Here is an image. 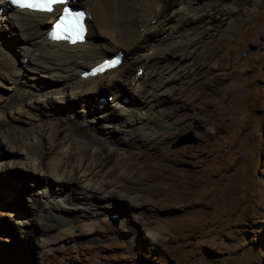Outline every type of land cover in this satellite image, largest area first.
Returning a JSON list of instances; mask_svg holds the SVG:
<instances>
[{
	"label": "rangeland",
	"instance_id": "rangeland-1",
	"mask_svg": "<svg viewBox=\"0 0 264 264\" xmlns=\"http://www.w3.org/2000/svg\"><path fill=\"white\" fill-rule=\"evenodd\" d=\"M173 1L177 7L183 2ZM238 1L245 14L231 37L228 7L218 0L203 5L207 20L198 26L201 36L185 52L190 59L173 74L156 111L147 108L146 95L130 80L69 104L81 119L97 117L91 126L103 143L118 144L136 177L128 185L139 192L137 211L117 193L108 201L75 200L73 183L49 182L22 164L10 169L0 148V264H264V0ZM4 25L0 59L12 57L27 71L18 34ZM164 32L171 31H160L143 45L161 41ZM181 35L182 41L189 39ZM214 59L219 63L212 70ZM2 83L0 127L31 131L12 105V85ZM41 83L35 85L43 90ZM138 108H147L144 116L154 120L164 116L149 131H158L157 140L141 149L125 143L139 130L131 129L121 112ZM127 164L113 162L100 170L119 180ZM85 224L93 228L84 229Z\"/></svg>",
	"mask_w": 264,
	"mask_h": 264
},
{
	"label": "bare ground",
	"instance_id": "bare-ground-1",
	"mask_svg": "<svg viewBox=\"0 0 264 264\" xmlns=\"http://www.w3.org/2000/svg\"><path fill=\"white\" fill-rule=\"evenodd\" d=\"M209 1L183 0L182 5L177 7L173 0H68L66 5L84 11L87 25L85 39L81 43L71 45L49 40V32L63 14L66 5L56 7L53 12L43 13L21 10L5 5L4 0H0V26L5 24L6 29H15L18 34L16 41L22 51L20 59L27 68L26 71L19 67L12 57L8 60L1 58L0 84L7 81L12 85L10 89L16 92L14 100L11 98L12 105L16 107L18 118L20 116L22 119H28L32 127L31 131H10L0 127V148L4 150L1 159L8 160V168L22 164L26 170L41 175L49 182L55 180L57 183H73L77 186L76 191H73L75 200L108 201L116 199L111 198V194L117 193L124 197L135 211L140 209L141 207H136L141 200L139 192L128 185L132 184L136 177L131 174L129 165L122 159L118 144L110 139L103 143L91 126L97 117L81 119L76 112H72L69 104L82 97L87 99L89 96H98L104 89L130 80L134 90H140L146 95L147 108L155 107L153 110L156 111L162 107L165 102L161 103V100L174 80L173 74L182 63L190 59L185 52L190 51L192 42L201 36L198 26L207 20L203 14V5ZM218 1L228 7L225 13L227 19L234 18L232 27L226 31L229 37L234 36L245 12L240 10L238 0ZM163 30L171 32L162 33L161 41L158 38L156 42L150 40L155 43H151L154 45L149 48L143 45L150 37H156V34L158 37V32ZM184 32L189 39L182 41L181 33ZM171 36L172 41L169 42ZM110 52L121 53L125 59L124 63L105 75L85 79L84 73L106 60L107 56L109 58L116 54L111 55ZM218 63L219 61L215 62L210 69L215 70ZM224 63L221 58L220 66ZM87 66L90 68L85 70ZM28 70L44 76H32ZM143 70L146 75L139 77L138 73ZM147 80L149 87L146 89ZM38 81L43 82V90L35 85ZM101 100L98 107L104 109ZM147 108L121 111L127 114L129 127L139 130L137 134L131 133V139L125 140V143L135 149L154 143L158 137L154 134L158 131L153 134L149 131L163 122L164 116L158 115L156 120L152 119L150 114L148 117L144 116ZM173 125L174 123L169 125L171 129ZM113 162L119 166L127 164L122 179H114L109 171L100 170V167ZM117 167L115 165V169ZM138 173L144 176L141 170ZM56 207L58 210L64 209L60 204ZM92 228V225L84 226V229L89 231ZM66 230L71 232L70 227ZM161 231L164 229L159 228L158 232ZM153 238H156V234H153ZM45 245L49 246L50 242Z\"/></svg>",
	"mask_w": 264,
	"mask_h": 264
},
{
	"label": "snow or ice",
	"instance_id": "snow-or-ice-1",
	"mask_svg": "<svg viewBox=\"0 0 264 264\" xmlns=\"http://www.w3.org/2000/svg\"><path fill=\"white\" fill-rule=\"evenodd\" d=\"M14 3H17V4H20L21 3V0H13ZM51 3H56L57 0H50ZM28 7H32L33 5H27Z\"/></svg>",
	"mask_w": 264,
	"mask_h": 264
},
{
	"label": "water",
	"instance_id": "water-1",
	"mask_svg": "<svg viewBox=\"0 0 264 264\" xmlns=\"http://www.w3.org/2000/svg\"><path fill=\"white\" fill-rule=\"evenodd\" d=\"M187 144V143H186ZM185 143L184 144H182V145H186Z\"/></svg>",
	"mask_w": 264,
	"mask_h": 264
}]
</instances>
